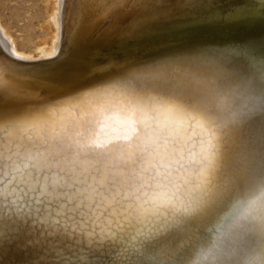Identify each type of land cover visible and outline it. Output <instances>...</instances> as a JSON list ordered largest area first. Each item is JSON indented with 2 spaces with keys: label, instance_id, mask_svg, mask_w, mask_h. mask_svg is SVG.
<instances>
[{
  "label": "snow or ice",
  "instance_id": "6c2138e0",
  "mask_svg": "<svg viewBox=\"0 0 264 264\" xmlns=\"http://www.w3.org/2000/svg\"><path fill=\"white\" fill-rule=\"evenodd\" d=\"M73 43L130 18L235 23L264 0H65ZM52 56L56 55L54 51ZM187 68L174 70L176 64ZM22 111L0 108V251L29 264H264V53L204 50ZM0 63V101L21 99ZM31 95V93H27Z\"/></svg>",
  "mask_w": 264,
  "mask_h": 264
},
{
  "label": "bare ground",
  "instance_id": "6f19581e",
  "mask_svg": "<svg viewBox=\"0 0 264 264\" xmlns=\"http://www.w3.org/2000/svg\"><path fill=\"white\" fill-rule=\"evenodd\" d=\"M45 8L35 6L37 14L49 10L40 28L53 35L49 51L43 47L37 56L19 50L15 38L0 18V63L18 69L19 73H37L46 81L21 79L17 85L20 100L5 98L0 108L5 112L22 111L46 103L71 100L80 103V94L107 86L122 77L147 75L146 70L160 68L168 61H188L204 50H221L231 46H252L264 53V16L255 15L241 22H193L180 14L164 17L135 37L123 33L130 25L142 19H126L119 28L100 34L87 33L79 43H73V29L78 20L65 0H43ZM249 0H215V10L222 15ZM259 4L260 0H252ZM44 6V5H43ZM13 13L17 14V6ZM34 17H38L37 15ZM45 42V41H44ZM43 43V42H42ZM57 55L47 60L25 62L19 59H37ZM176 64L174 70L187 68ZM31 93V95H27ZM29 252L19 242L5 244L0 251V264H29Z\"/></svg>",
  "mask_w": 264,
  "mask_h": 264
},
{
  "label": "rangeland",
  "instance_id": "374dc122",
  "mask_svg": "<svg viewBox=\"0 0 264 264\" xmlns=\"http://www.w3.org/2000/svg\"><path fill=\"white\" fill-rule=\"evenodd\" d=\"M14 5L18 7L17 14L13 13L16 10L13 8ZM35 6L43 10L45 2L43 0H0L1 21L16 39L19 50L37 56L42 47L49 51L53 35L47 28H40L43 19H48L49 10L39 15L34 9ZM36 15L38 17H34Z\"/></svg>",
  "mask_w": 264,
  "mask_h": 264
},
{
  "label": "water",
  "instance_id": "95a60500",
  "mask_svg": "<svg viewBox=\"0 0 264 264\" xmlns=\"http://www.w3.org/2000/svg\"><path fill=\"white\" fill-rule=\"evenodd\" d=\"M57 52V51H56ZM57 55V53H56ZM55 55V56H56ZM55 56H52V55H49V56H46V57H41V58H37V59H19L21 61H25V62H32V61H37V60H47V59H50V58H53Z\"/></svg>",
  "mask_w": 264,
  "mask_h": 264
}]
</instances>
